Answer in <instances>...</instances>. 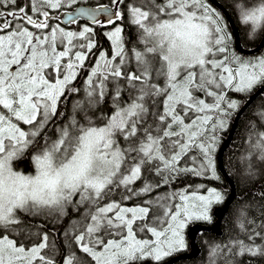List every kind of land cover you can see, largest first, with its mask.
<instances>
[{
    "label": "snow or ice",
    "instance_id": "snow-or-ice-1",
    "mask_svg": "<svg viewBox=\"0 0 264 264\" xmlns=\"http://www.w3.org/2000/svg\"><path fill=\"white\" fill-rule=\"evenodd\" d=\"M74 3L29 0L25 6L22 0H0V264H56L54 240L50 244L49 233L22 215L59 218L69 206L84 208L86 223L70 237L64 233L71 242L62 264H90L71 250L73 244L94 264L160 262L187 247L184 233L190 224L211 222L212 208L223 203L224 193L203 184L186 185L180 193L148 198L132 207L122 206L112 193L122 189L121 200L150 197L162 185L189 174L219 180L215 150L240 107L229 92L247 95L264 87V56L248 59L234 50L227 22L209 0L130 4L126 6L130 23L145 41L144 50L134 53L135 68L128 66L123 27L117 25L105 33L113 47L111 56L101 51L88 70L86 106L79 101L75 105L84 122L73 116L57 129L56 139L44 138L32 157L35 174H24L14 170L13 161L57 116L61 97L80 91L71 85L96 47L92 27L66 30L60 23L51 24L49 11H42ZM114 3L118 6L122 0ZM110 11L107 6L80 8L77 16L99 23L97 14ZM111 16L123 20L124 13ZM239 18L250 26V39L264 34V0L240 6ZM68 23L76 21L70 17ZM235 42L239 47L238 35ZM153 59L159 64L155 71ZM158 77L164 78L163 87L152 82ZM109 85L112 113L89 115L108 95ZM256 135L252 147L264 161V131ZM149 172L159 180L144 179L134 190L132 185ZM247 223L254 226L249 229L241 222L240 228L248 242L215 245L212 255L234 248L233 257L264 259V221ZM137 233H150L154 239L139 238Z\"/></svg>",
    "mask_w": 264,
    "mask_h": 264
},
{
    "label": "trees",
    "instance_id": "trees-1",
    "mask_svg": "<svg viewBox=\"0 0 264 264\" xmlns=\"http://www.w3.org/2000/svg\"><path fill=\"white\" fill-rule=\"evenodd\" d=\"M219 1L230 13L232 18L234 19L241 36V42L243 46L247 49L256 47L261 41L264 34L260 32L257 33V36L254 41L248 40V28L246 25H242L239 18V7L240 6H249L256 3V0H217ZM22 3L27 6L29 4V0H22ZM141 0H122L118 6L114 3V0H76V3L70 5H64L60 9H48L44 8L43 10L49 11L52 20L51 24L55 25L56 23H60L62 27L66 29L70 28L73 24L77 25L74 31H79L82 26L87 25L94 29V41L96 47L92 49V53L89 54V59L85 61L84 69L78 70V75L75 81H73V87L78 88L80 91L76 93H65L64 97H61V104L58 108L57 116L53 118L52 121L45 127L42 131L41 136L37 137V142L30 146L27 150H25L23 156L13 161V168L16 171H22L25 174H33L35 173V166L32 160L34 154H36L41 146L43 145L44 138L56 139L59 135L57 129L67 126L71 121L72 117L75 116L78 121L83 123L84 121L81 119L83 116V112L80 109L75 108L76 103L79 101L81 104L86 106L87 97L85 95V90L87 89L86 78L88 74V70L94 65L96 59L99 56L101 51L106 52L111 56L113 52L111 41L107 38L105 33L110 32L112 28L120 24L123 27V36H124V44L125 50L128 53V57L130 59V63H132V58L134 57V53L136 51H143L145 48V41L141 38V30L137 28V26L130 23V17L127 14L128 5H136L139 6ZM79 4H85L90 6H112L116 11L124 13L123 20H116L112 25H97V23H89L85 20H79L70 25H64L57 19V14L66 10H71L75 6ZM231 4V5H230ZM230 5V6H229ZM117 7V8H116ZM3 10V9H0ZM34 18H36L35 14ZM42 18V17H41ZM103 19V18H102ZM228 24V23H227ZM30 30L31 27H30ZM228 30L231 32V29L228 25ZM233 48H234V40H233ZM62 50L60 46H58V51ZM235 51H237L234 48ZM238 52V51H237ZM239 53V52H238ZM240 54V53H239ZM261 53L254 55H243L242 57L248 58L251 56H257ZM159 64L155 62V66L153 65V69H157ZM129 68H131L129 66ZM154 83H158L161 87L164 86V78L158 77L154 78ZM259 88V87H257ZM255 88L251 93L247 95L236 94L229 92V96L233 99H237L240 102V107L235 110L229 120V127L227 132L222 134V139L220 140L218 147L215 150L214 160L216 162L217 151L225 138L227 137L228 132L231 129L233 124V120L243 106V104L247 101V99L257 90ZM112 90L111 85H109L108 95L103 98L101 103L94 109L89 110V115H91L92 111H95L97 115L101 114V110L107 114H111L113 111L111 105V97ZM162 100L163 98H159ZM261 113H264V93L259 95L250 106L243 112L241 115L232 141L224 153L223 162L225 166V170L233 180L236 188V196L231 202L227 213L224 215L221 223H220V231L221 234H216L212 231H204L200 232L197 236V244L201 249V253L196 258L192 259H183L175 262L174 264H229V261L232 264H237L238 261H250V264H264V259L259 257H233L232 252L235 251L233 248L232 251H229L227 248L224 249L223 252H220L218 255H212V248L215 245H220L222 248L224 245H229L231 242L237 240L247 241V234L240 228L241 222L245 223V227L251 229L254 225L248 224V220H254L257 224L261 221H264V216L261 215V206L264 205V161H261L260 154L255 151L252 145L255 143L257 137V133L264 131V118L261 117ZM95 119V118H93ZM25 130L29 126L22 125ZM189 155H192L190 153ZM187 160V157H185ZM185 160L181 161V164L185 163ZM191 161H188V165H191ZM217 167V165H216ZM219 180H214L206 177H193L191 174L187 176H183L179 179L173 181L170 185H162L160 188L156 189L153 193H151L150 197L145 196H133L131 200H121L120 193L123 191L122 189H118L117 191L112 193V198L120 201L121 204H134V205H142L145 199L151 198L156 199V197L164 196L165 194L171 193H180L186 185H198L203 184L206 187H216L221 190L226 200L228 194L230 193V186L224 176L219 172L217 168ZM146 179L150 183H155L159 180V177L155 176L154 173H145L142 180L137 181L132 185L134 190L142 187L143 180ZM206 189H201V191H205ZM193 191V188H189L188 192ZM223 201V203H224ZM107 202V201H105ZM174 203V202H171ZM223 203L214 205L215 207H222ZM212 208V210H213ZM84 212L85 209L81 208L79 211L75 210L73 207L69 206L66 209V214L60 216L59 218H55L54 216H46L39 215L35 217H29L22 215V219L26 222L30 221L32 224L37 226V229L42 232H48L50 236L49 243L52 244L53 240L55 242V258L56 264H62L63 258L69 253V243L70 240L66 241L64 233H68L69 237L74 233L82 230V225L86 223L84 221ZM211 216L212 213H211ZM152 219V213L149 214V220ZM216 220V219H215ZM214 218L212 217L211 222H195L193 224H203L212 226ZM137 223H140L139 221ZM80 224L78 227L74 228L73 225ZM192 225V224H190ZM189 225V226H190ZM42 226V227H40ZM134 230L136 225L133 226ZM259 230V229H257ZM186 232V231H185ZM139 234V237L149 236L147 234ZM186 235V233H185ZM186 238V236H185ZM187 240V247L183 250L173 253L171 256L166 257L164 260H167L170 257L177 256L179 254H184L188 252L189 242ZM260 240L257 238V243ZM72 251L76 252L77 256H83L84 259L90 261V264H94L91 262V258L87 257V254H82L76 246L72 245ZM163 261V260H162ZM160 261V262H162ZM150 262V263H149ZM160 262H154L151 260H146L141 262V264H158Z\"/></svg>",
    "mask_w": 264,
    "mask_h": 264
},
{
    "label": "water",
    "instance_id": "water-1",
    "mask_svg": "<svg viewBox=\"0 0 264 264\" xmlns=\"http://www.w3.org/2000/svg\"><path fill=\"white\" fill-rule=\"evenodd\" d=\"M209 2L212 3L213 6H215L217 9H219L223 13V15L225 16V18H226V20H227V22L231 28V32L233 34V37H234L235 49L239 53L244 54V55H253V54L260 52L264 48V36L262 37L261 41L259 42V44L256 47H253L250 49L245 48L241 42V36H240L239 29H238L234 19L232 18V16L228 12V10L217 0H209ZM107 7L111 11L109 13L99 12L97 14V20L98 21L102 18L105 21H108V19L110 17L112 19L115 18L114 16H111V13L117 12V11L115 9H113L112 6H107ZM80 8H86L89 10H96V9H99L100 7L90 6V5H85V4H79V5L75 6L71 11H66L64 13V15L61 17L60 22L64 25H70L72 23H68V21H69V18L71 17L76 22L79 20H85L89 23H94L91 19H89L86 16H79V17L77 16V12ZM237 35L239 36V47L236 46V42H235V37ZM263 93H264V87L257 88V90L243 104V106L240 108V110L238 111V113L236 114V116L233 120V124L231 126L230 131L227 134V137L225 138V140L223 141V143L221 144V146L219 147V149L217 151L216 165H217L219 172L224 176V178L228 182V184L230 186V193L228 194V196H227L226 200L224 201L222 207H216L213 210L214 218L216 219L215 223L212 226L203 225V224H192V225H190L186 231V238L188 239V242H189L188 252H186L184 254H179V255L174 256V257H170L167 260H164L158 264H174L175 262H177L179 260L196 258L201 253V249L197 244V236L200 232L212 231L216 234H221V231L219 229L220 223H221L224 215L227 213L231 202L233 201L234 197L236 196L235 184L225 170V166H224V162H223V156H224L225 151L227 150V148L229 147V145L232 141L237 123H238L241 115L250 106V104L259 95H261Z\"/></svg>",
    "mask_w": 264,
    "mask_h": 264
},
{
    "label": "rangeland",
    "instance_id": "rangeland-1",
    "mask_svg": "<svg viewBox=\"0 0 264 264\" xmlns=\"http://www.w3.org/2000/svg\"><path fill=\"white\" fill-rule=\"evenodd\" d=\"M117 8V7H116ZM216 8V7H215ZM72 10V9H71ZM71 10H68L67 9V11H71ZM218 10V9H217ZM221 14H222V16L224 17V19H225V21L227 22V20H226V18H225V16L223 15V13L220 11V10H218ZM66 12V10H64V11H62V12H60V13H58L57 14V19L58 20H60L61 19V17L64 15V13ZM114 21H116V19L114 18L113 19ZM73 24V23H72ZM76 24V23H75ZM113 23H111V24H109L107 21H105L104 19H100L99 20V23H97V25H112ZM117 25H120V24H117ZM117 25H115L113 28H112V30L111 31H113L114 30V28L117 26ZM76 26L77 25H72L70 28H68V29H66V30H75V28H76ZM121 26V25H120ZM247 26V28H248V40L249 41H254L255 40V38L254 39H250L249 38V32H250V26H248V25H246ZM113 48V47H112ZM234 48H235V46H234ZM259 53H261V54H259V55H257V56H255V57H258V56H264V48L259 52ZM258 54V53H257ZM149 58L150 59H152V57H151V55L149 56ZM254 58V56H251V57H248V59H253ZM155 60L153 59V65L155 66ZM62 63H63V61H62ZM128 66H130L131 68H135V59H134V57L132 58V63H130ZM87 76H88V74H87ZM0 110H2V106H0ZM4 111H6V110H4ZM21 127H22V125H21ZM215 161V160H214ZM215 166H216V162H215ZM15 170V169H14ZM216 171H217V167H216ZM25 174V173H24ZM33 174H35V173H33ZM217 174H218V172H217ZM201 191V190H200ZM202 192V191H201ZM204 192V191H203ZM202 192V193H203ZM161 199L163 198V196H159ZM131 200V199H130ZM122 206H126V207H132V206H136V205H134V204H122ZM154 210H156L157 211V213L158 214H160V213H162V209H158V208H155L154 207ZM211 213H212V211H211ZM109 215H111V214H109ZM80 224H77V226H79ZM186 231V230H185ZM186 233V232H185ZM184 233V234H185ZM143 234H147V235H149V236H145V237H139V238H147V239H154V237H152L151 236V234L150 233H143ZM137 235H139V234H137ZM140 235H141V233H140ZM185 240H186V238H185ZM186 243H187V240H186ZM165 259V258H164ZM163 259V260H164Z\"/></svg>",
    "mask_w": 264,
    "mask_h": 264
},
{
    "label": "flooded vegetation",
    "instance_id": "flooded-vegetation-1",
    "mask_svg": "<svg viewBox=\"0 0 264 264\" xmlns=\"http://www.w3.org/2000/svg\"><path fill=\"white\" fill-rule=\"evenodd\" d=\"M114 22H115V21H114ZM138 181H139V180H138ZM136 182H137V181H136ZM136 182H135V183H136ZM215 208H216V207H215ZM215 208H213V210H214ZM213 210H212V215H213L212 217L214 218ZM214 223H215V218H214L213 224H214ZM213 224H212V225H213Z\"/></svg>",
    "mask_w": 264,
    "mask_h": 264
},
{
    "label": "bare ground",
    "instance_id": "bare-ground-1",
    "mask_svg": "<svg viewBox=\"0 0 264 264\" xmlns=\"http://www.w3.org/2000/svg\"><path fill=\"white\" fill-rule=\"evenodd\" d=\"M230 5H231V4H230ZM230 5H229V6H230ZM149 263H150V262H149Z\"/></svg>",
    "mask_w": 264,
    "mask_h": 264
}]
</instances>
